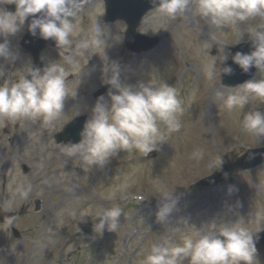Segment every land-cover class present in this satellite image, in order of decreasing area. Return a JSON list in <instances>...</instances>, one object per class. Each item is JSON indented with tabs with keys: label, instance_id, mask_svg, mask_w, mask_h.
Returning <instances> with one entry per match:
<instances>
[{
	"label": "rangeland",
	"instance_id": "obj_1",
	"mask_svg": "<svg viewBox=\"0 0 264 264\" xmlns=\"http://www.w3.org/2000/svg\"><path fill=\"white\" fill-rule=\"evenodd\" d=\"M104 15L102 0H83L71 39L74 46L88 39L99 20L106 48L90 47L82 55L73 51L70 63L52 41L41 55L44 66L59 60L67 72L68 95L60 118L51 125L43 117L14 122L0 118V202L13 199L14 206L5 210L16 213L13 221L0 222V264H142L154 245H173L194 235L192 226L239 218L259 237L264 232V166L237 172L216 188L195 187L219 168L217 157L226 163L249 148L264 146L242 127L243 112L264 111V102L250 100L243 110L229 112L217 92L227 95L230 89L221 87L218 79L209 81L204 71L212 56L239 44L236 29L217 31L195 3L175 18H164L156 9L139 31L157 35L162 45L155 55H136L124 45L126 24H104ZM260 25L264 18L257 17L242 27ZM23 35L22 28L15 36H0V41H10L18 56L14 63L0 60L5 83H15L33 66L32 57L19 51ZM113 62L119 65L124 85L151 79L156 85L173 86L184 109L181 128L167 132L161 124L166 140L147 156L121 151L104 167H91L80 155H67L64 143L57 144L55 137L75 117L90 118L97 102L92 95L106 86L103 69ZM104 98L109 101L108 94ZM21 183L31 185L27 199L15 196ZM173 191L171 201L160 200ZM165 204L173 209L167 222L160 223L157 213ZM112 207L122 210L115 232L107 226L101 234L94 231L97 213ZM256 248L258 264H264V248L258 241Z\"/></svg>",
	"mask_w": 264,
	"mask_h": 264
},
{
	"label": "clouds",
	"instance_id": "obj_2",
	"mask_svg": "<svg viewBox=\"0 0 264 264\" xmlns=\"http://www.w3.org/2000/svg\"><path fill=\"white\" fill-rule=\"evenodd\" d=\"M164 18H175L186 12L190 5L198 6L200 15L209 18L217 31L227 27L236 29L238 43L251 42L249 53L231 54L222 49L212 56L205 66L209 81L220 80L233 75V68L227 64L229 58L243 73L255 68L257 74L264 71V25L247 30L244 22L253 18H264V0H150ZM14 4L15 11L9 12L4 5ZM83 0H0V36H15L26 21L28 32L44 40L55 42L59 54L72 63L73 51L83 54L90 47H107V40L99 20L92 25V35L74 46L71 37L77 31L75 18L81 11ZM18 58L8 39L0 43V60L14 63ZM104 83L109 91V101L99 97L92 108L90 118L85 122L78 143H66L64 151L69 156L80 155L93 167H104L121 151L139 152L147 156L156 151L166 140L167 132L179 131L180 116L184 109L176 89L166 82L158 85L150 79L136 86L124 85L120 81V68L115 62L103 69ZM5 71L0 65V77ZM67 72L58 61L48 62L40 68L31 64L28 71L15 83L0 84V118L16 121L21 118L43 117L50 125L65 112ZM221 87H225L221 85ZM230 93L217 92L218 98L229 111L243 110L250 100L264 102V77L253 78L236 87H228ZM242 127L264 141V111L243 112ZM202 156V153H197ZM219 168L223 157H217ZM31 185L23 183L15 190L17 198L27 199ZM174 191L163 195L162 201H171ZM14 206L13 199L0 202V210ZM173 205L165 204L157 213V220L166 223ZM122 210L119 207L101 209L97 213L98 223L94 231L101 234L107 226L115 232ZM9 221L14 216L7 217ZM242 218L236 221H215L194 228V235H185L173 245H154L142 264H258L256 243L258 237L246 227Z\"/></svg>",
	"mask_w": 264,
	"mask_h": 264
},
{
	"label": "water",
	"instance_id": "obj_3",
	"mask_svg": "<svg viewBox=\"0 0 264 264\" xmlns=\"http://www.w3.org/2000/svg\"><path fill=\"white\" fill-rule=\"evenodd\" d=\"M105 1L107 3V11H108L106 19L111 21H114L116 19L125 20L129 26L127 41H126L127 47L135 52L141 51L143 48H136L134 45L136 44V39L141 38L136 34V28L139 25L142 17L149 10L155 8V6L150 2V0H105ZM114 1H117L118 3H124L123 8L117 12H114V7H113ZM29 41L38 42V43L44 42L43 44L38 45L36 48H34L35 44L31 45V48L27 47V44H25L24 51L26 52L30 51L33 53V55H37L49 40L41 39L37 35L35 37L34 36H32L31 38L29 37ZM152 41L153 40H150L148 42H152ZM151 46L153 45L152 44L150 46L147 45L144 49L149 48ZM252 50L253 49L251 44H244L238 46L237 48H234L233 54H235V52L238 51L243 53H249ZM228 65H230L233 68L234 70L233 75L235 76V79H229V76L227 77L224 76V78H225V83L232 86H236L237 84H240L245 80L251 78L254 75V72L256 71L255 68H252L248 73L243 75V72L239 69V67L235 64H232V61ZM104 92L105 90L101 91L100 94H103ZM83 123H84V119H80V120L77 119L76 121L72 122L70 125L67 126L66 129H64V131L61 134L57 136V141L58 142L64 141L65 143L79 142L81 139L80 133L83 130ZM263 153L264 150L253 151L250 155L240 159L238 162L234 164L225 165L224 167H222V169L218 174H215L213 177L209 178V180L211 179L214 180L213 185H215L222 179H226L236 169H248L250 167L262 164L264 163V156H260V155ZM218 176H222V177L216 180ZM259 242L264 245V234L259 239Z\"/></svg>",
	"mask_w": 264,
	"mask_h": 264
},
{
	"label": "bare ground",
	"instance_id": "obj_4",
	"mask_svg": "<svg viewBox=\"0 0 264 264\" xmlns=\"http://www.w3.org/2000/svg\"><path fill=\"white\" fill-rule=\"evenodd\" d=\"M67 195L71 196V194H70V193H68Z\"/></svg>",
	"mask_w": 264,
	"mask_h": 264
}]
</instances>
